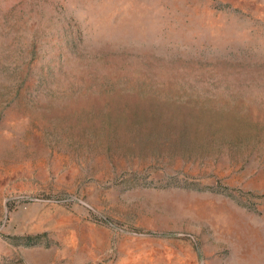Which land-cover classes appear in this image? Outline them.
I'll use <instances>...</instances> for the list:
<instances>
[{
	"label": "rangeland",
	"instance_id": "1",
	"mask_svg": "<svg viewBox=\"0 0 264 264\" xmlns=\"http://www.w3.org/2000/svg\"><path fill=\"white\" fill-rule=\"evenodd\" d=\"M0 264H264V0H0Z\"/></svg>",
	"mask_w": 264,
	"mask_h": 264
}]
</instances>
